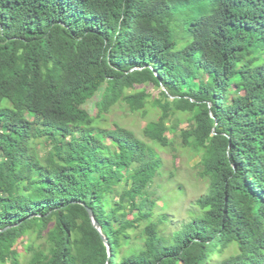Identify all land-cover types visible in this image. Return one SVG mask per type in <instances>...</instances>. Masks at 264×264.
<instances>
[{
	"label": "trees",
	"instance_id": "trees-1",
	"mask_svg": "<svg viewBox=\"0 0 264 264\" xmlns=\"http://www.w3.org/2000/svg\"><path fill=\"white\" fill-rule=\"evenodd\" d=\"M148 84L149 141L102 125L128 90L147 114ZM176 114L209 187L164 238L149 189ZM234 244L215 264H264V0H0V264H207Z\"/></svg>",
	"mask_w": 264,
	"mask_h": 264
},
{
	"label": "rangeland",
	"instance_id": "rangeland-1",
	"mask_svg": "<svg viewBox=\"0 0 264 264\" xmlns=\"http://www.w3.org/2000/svg\"><path fill=\"white\" fill-rule=\"evenodd\" d=\"M139 88L145 89L151 96L147 114L132 112L129 109L130 98L128 96L136 91L128 90L127 95L123 96L121 101L107 112L102 125L111 127L119 124L132 130L139 138L149 141L143 136V130L149 122L159 119L161 109L156 106V100L162 99V94L161 89L154 84L139 86ZM101 96L102 92L87 104V109L91 114H97L96 103ZM190 117L189 114H176L169 121V126L174 125L176 134L169 135L172 145L159 150L163 160L162 168L149 189L152 197L157 201L153 220L159 223V235L164 238H170L174 232L181 230L185 224L202 213L195 202L208 193V181L199 175L202 153L184 145L182 138V132L190 129L193 123ZM28 118L33 120L30 116ZM38 143L39 154L49 156L50 145ZM141 229L142 226L132 233L134 244L142 243ZM41 242L43 240L39 241ZM237 250L235 244L231 245L222 254L215 255L213 261L207 264H215L220 258L235 254ZM30 259L29 253L21 251L19 264H28ZM12 261L13 253H9L7 264H12Z\"/></svg>",
	"mask_w": 264,
	"mask_h": 264
},
{
	"label": "water",
	"instance_id": "water-1",
	"mask_svg": "<svg viewBox=\"0 0 264 264\" xmlns=\"http://www.w3.org/2000/svg\"><path fill=\"white\" fill-rule=\"evenodd\" d=\"M87 209H88L90 218L92 220L93 226L100 232V234H101L106 246H108V248L110 249L111 245L109 243V240L107 239V237L103 233L102 227H101L100 223L97 221L93 210L91 208H87ZM110 253H111V249H110Z\"/></svg>",
	"mask_w": 264,
	"mask_h": 264
}]
</instances>
